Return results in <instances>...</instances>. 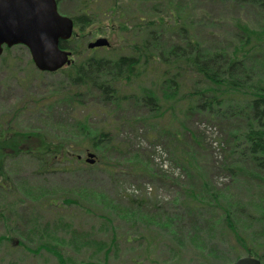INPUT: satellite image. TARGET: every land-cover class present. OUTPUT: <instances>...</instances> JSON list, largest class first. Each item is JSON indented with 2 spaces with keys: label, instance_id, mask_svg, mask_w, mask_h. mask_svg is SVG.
Segmentation results:
<instances>
[{
  "label": "rangeland",
  "instance_id": "rangeland-1",
  "mask_svg": "<svg viewBox=\"0 0 264 264\" xmlns=\"http://www.w3.org/2000/svg\"><path fill=\"white\" fill-rule=\"evenodd\" d=\"M130 6L132 13L162 19L164 48L182 37V26L206 52L230 51L243 24L255 30L264 24V11L240 0H139ZM76 7L79 0H62L58 10L68 14ZM175 19L180 25L170 32ZM89 30L87 42L105 36L110 48L117 45L110 25ZM253 56L247 61L251 67L264 51ZM62 78L36 69L23 45L3 51L0 123L39 131L48 140L64 135V123H73L75 112L50 98ZM120 110L113 118L92 116L93 124L115 125L119 142L118 150L107 145L101 154L91 150L92 164L83 151L79 162L56 158L47 166L27 154L5 158L0 264H229L246 255V248L263 259L264 180L256 176L264 173L245 153L241 137L231 136L241 129L238 121L192 117L184 120L180 138L177 124L134 121L141 109L133 104ZM227 213L232 226L224 220ZM112 228L116 240L105 258Z\"/></svg>",
  "mask_w": 264,
  "mask_h": 264
},
{
  "label": "trees",
  "instance_id": "trees-1",
  "mask_svg": "<svg viewBox=\"0 0 264 264\" xmlns=\"http://www.w3.org/2000/svg\"><path fill=\"white\" fill-rule=\"evenodd\" d=\"M61 1L57 0V4ZM136 1L139 0H79V7L68 13L73 18L74 31L69 39L60 41V46L69 49L75 58L51 72L60 73L64 79L54 85L50 98L52 103L64 104L75 112L74 121L64 123L65 134L56 135L53 140L39 131L16 130L0 123L1 175L8 156L27 154L47 166L56 158L79 162L81 151L101 154L105 145L108 150H118L115 125L113 128L108 121L93 124L90 120L94 114L113 118L116 111H125L129 104L141 109L134 121L158 119L164 128L177 124L180 138L185 131L184 120L192 117L207 116L228 124L238 121L241 129L231 136L241 137L245 153L254 167L264 173V57L254 66L257 69L247 62L256 59L253 54L264 51V24L259 30L243 24V35L238 36L231 52L223 48L206 52L198 41L187 36L182 26V37L172 38L164 48L166 44L162 47L160 43L166 40L161 37L165 24L161 18L157 20L144 12H130L131 3ZM240 1L264 11V0ZM159 2L162 0H156V4ZM177 21L181 19L173 21L170 32L180 25ZM94 24L103 30L110 25L117 45H109L101 53L94 51L97 47L85 49L89 28ZM12 48H4L5 55ZM88 101L91 104H86ZM124 141L122 145H126ZM256 178L264 180L261 175ZM189 191L194 194L192 189ZM143 202L142 198L138 204ZM188 210L194 213L195 209ZM226 216L225 222L230 221L228 213ZM113 229L109 246L104 249L105 258L116 240ZM232 230L238 236L236 229ZM246 250L264 264V258L255 250Z\"/></svg>",
  "mask_w": 264,
  "mask_h": 264
},
{
  "label": "water",
  "instance_id": "water-1",
  "mask_svg": "<svg viewBox=\"0 0 264 264\" xmlns=\"http://www.w3.org/2000/svg\"><path fill=\"white\" fill-rule=\"evenodd\" d=\"M72 17L61 14L57 0H0V54L3 47L22 44L27 47L34 66L43 72H55L72 62L71 51L60 46L73 31ZM104 36L87 43L88 48L109 46ZM86 161L94 162V154L86 153ZM230 264H261L250 254Z\"/></svg>",
  "mask_w": 264,
  "mask_h": 264
},
{
  "label": "flooded vegetation",
  "instance_id": "flooded-vegetation-1",
  "mask_svg": "<svg viewBox=\"0 0 264 264\" xmlns=\"http://www.w3.org/2000/svg\"><path fill=\"white\" fill-rule=\"evenodd\" d=\"M263 264V263H262Z\"/></svg>",
  "mask_w": 264,
  "mask_h": 264
}]
</instances>
